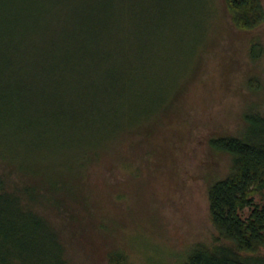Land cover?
I'll return each mask as SVG.
<instances>
[{"label": "rangeland", "instance_id": "374dc122", "mask_svg": "<svg viewBox=\"0 0 264 264\" xmlns=\"http://www.w3.org/2000/svg\"><path fill=\"white\" fill-rule=\"evenodd\" d=\"M259 1L261 22L243 31L229 20L225 0H0V67L7 61L12 70L18 66L23 9L34 3H109L108 20L116 17L118 29L103 28L102 35L121 45L127 39L129 52L118 56L130 61L134 96L127 108L104 117L114 134L105 132L97 158L79 166L82 148H60L66 133L32 164L75 176V197L65 200L84 236L76 238V224L74 238L66 234L73 264H108L106 256L116 253L128 264H181L194 245L223 242L210 221L206 192L233 163L209 141L237 135L245 113L264 108ZM9 67L0 74L7 77ZM10 122L0 124V133L17 128L16 118ZM254 202L264 204V190Z\"/></svg>", "mask_w": 264, "mask_h": 264}, {"label": "trees", "instance_id": "16d2710c", "mask_svg": "<svg viewBox=\"0 0 264 264\" xmlns=\"http://www.w3.org/2000/svg\"><path fill=\"white\" fill-rule=\"evenodd\" d=\"M108 4L34 3L23 9L18 66L15 72L8 61L0 67H9L7 77L0 74V124L18 121L16 129L0 133L7 154L0 172V264H73L66 234L74 238L81 227L65 198L75 197V176L69 169L44 173L32 164L39 165L43 149H55L66 133L69 140L62 138L60 148H82L79 166L95 160L105 134H114L104 117L133 99L130 61L118 56L129 52L127 39L121 45L102 35L103 28L118 29L116 17L108 20ZM225 6L239 30L262 20L259 0H225ZM243 121L237 135L209 141L233 163L206 192L210 221L223 242L194 245L181 264H264V204L254 202L264 190V108L245 113ZM106 260L128 264L117 253Z\"/></svg>", "mask_w": 264, "mask_h": 264}]
</instances>
